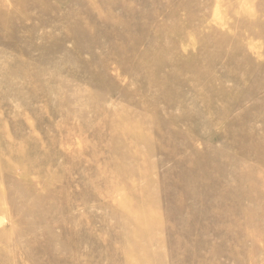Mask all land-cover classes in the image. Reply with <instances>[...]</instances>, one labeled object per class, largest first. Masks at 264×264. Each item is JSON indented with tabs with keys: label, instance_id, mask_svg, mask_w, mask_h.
Masks as SVG:
<instances>
[{
	"label": "rangeland",
	"instance_id": "1",
	"mask_svg": "<svg viewBox=\"0 0 264 264\" xmlns=\"http://www.w3.org/2000/svg\"><path fill=\"white\" fill-rule=\"evenodd\" d=\"M0 264H264V0H0Z\"/></svg>",
	"mask_w": 264,
	"mask_h": 264
}]
</instances>
